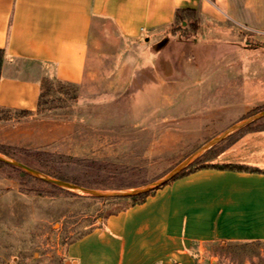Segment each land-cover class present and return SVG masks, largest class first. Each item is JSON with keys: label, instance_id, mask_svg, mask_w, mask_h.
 <instances>
[{"label": "rangeland", "instance_id": "374dc122", "mask_svg": "<svg viewBox=\"0 0 264 264\" xmlns=\"http://www.w3.org/2000/svg\"><path fill=\"white\" fill-rule=\"evenodd\" d=\"M145 43L100 45L107 48L86 80L48 78L33 112L0 108V153L90 188L131 189L264 109V38L255 31L231 23L196 29L185 19ZM253 128L264 129V118ZM249 132L215 145L209 162L243 164L219 156ZM131 203L0 164V262L64 264L70 241ZM212 251L218 264H264V242H217Z\"/></svg>", "mask_w": 264, "mask_h": 264}, {"label": "crops", "instance_id": "0c3cea01", "mask_svg": "<svg viewBox=\"0 0 264 264\" xmlns=\"http://www.w3.org/2000/svg\"><path fill=\"white\" fill-rule=\"evenodd\" d=\"M178 9L198 28L231 23L264 38V0H0V108L35 111L44 78L84 82L100 45L156 42ZM219 160L253 168L168 182L70 241L64 264H218L214 243L264 242V129Z\"/></svg>", "mask_w": 264, "mask_h": 264}, {"label": "water", "instance_id": "95a60500", "mask_svg": "<svg viewBox=\"0 0 264 264\" xmlns=\"http://www.w3.org/2000/svg\"><path fill=\"white\" fill-rule=\"evenodd\" d=\"M264 118V109L231 125L227 129H225L223 132H221L219 135L215 136L214 138L210 139L208 142H206L204 145H202L200 148H198L196 151H194L192 154H190L187 158H185L183 161L178 163L175 167H173L169 172H167L165 175L157 179L156 181L149 183L147 185H143L140 187H135L131 189H119V190H98L94 188H90L87 186L80 185L78 183L65 180L62 178L54 177L49 174L44 173L43 171L32 167L26 163H23L17 159L10 158L4 154L0 153V161L14 165L17 167L22 168L23 170L27 171L31 175H33L36 178H39L47 183H51L54 185H57L61 188H65L68 190L76 191L79 193H85L88 195L96 196V197H125L130 198L139 194L148 193L154 189L159 188L160 186L166 184L170 180H172L175 176H177L183 169L188 167L190 164H192L195 160H197L199 157H201L204 153H206L208 150L213 148L215 145L220 143L222 140L227 138L229 135L233 134L234 132L240 130L244 126L254 123L260 119Z\"/></svg>", "mask_w": 264, "mask_h": 264}, {"label": "trees", "instance_id": "16d2710c", "mask_svg": "<svg viewBox=\"0 0 264 264\" xmlns=\"http://www.w3.org/2000/svg\"><path fill=\"white\" fill-rule=\"evenodd\" d=\"M185 12L193 13L191 10L178 9L177 16H176V23H178L179 25L181 23H183V21L185 20V16H184ZM191 25H192L193 28L198 29V24H197V22L195 20L191 23ZM2 61H3V51H0V70H1V66H2ZM47 80H48V78H44L43 79V81H42V88H43V83L45 81H47ZM241 129H249V131L256 130V129L253 128V123L248 124V125L244 126ZM213 150H214V148H211L210 150H208L201 157H199L197 160H195L192 164H190L188 167H186L185 169H183L172 180H174V179H176L178 177L184 176L186 174H189V173H191V172H193L195 170L202 169V168H221V169H232V170H248L247 167H245L243 164H217V163L209 162L208 155ZM0 164L3 165V164H6V163L0 161ZM18 169H20L22 171L23 175L29 176V177H33V175H31L27 171L23 170L22 168L18 167ZM51 176H53V175H51ZM65 180H67V179H65ZM172 180H170V181H172ZM48 184L52 185L53 187H58L57 185H54V184H51V183H48ZM155 190L156 189H154V190H152V191H150L148 193L139 194V195H136V196H133V197H130V198L134 201V203H136V202H142V201H144V199L149 194L153 193ZM256 242H260V241H256Z\"/></svg>", "mask_w": 264, "mask_h": 264}]
</instances>
